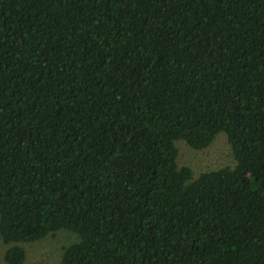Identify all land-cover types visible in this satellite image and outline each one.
I'll list each match as a JSON object with an SVG mask.
<instances>
[{"label":"trees","instance_id":"1","mask_svg":"<svg viewBox=\"0 0 264 264\" xmlns=\"http://www.w3.org/2000/svg\"><path fill=\"white\" fill-rule=\"evenodd\" d=\"M225 134L194 176L176 141ZM264 264V0H0L6 264Z\"/></svg>","mask_w":264,"mask_h":264},{"label":"rangeland","instance_id":"2","mask_svg":"<svg viewBox=\"0 0 264 264\" xmlns=\"http://www.w3.org/2000/svg\"><path fill=\"white\" fill-rule=\"evenodd\" d=\"M175 147L178 151V167H189L195 177L202 172L224 167L233 168L235 165L227 138L223 133H219L213 143L202 151L192 150L183 141H176ZM77 239V235L73 232L59 230L42 240L17 245L26 253L23 264H61L63 247L76 242ZM8 247L0 239V264H6L4 255Z\"/></svg>","mask_w":264,"mask_h":264}]
</instances>
